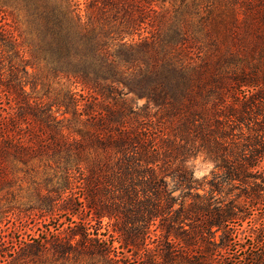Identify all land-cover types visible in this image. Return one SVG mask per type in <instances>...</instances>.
<instances>
[{"label":"trees","instance_id":"obj_1","mask_svg":"<svg viewBox=\"0 0 264 264\" xmlns=\"http://www.w3.org/2000/svg\"><path fill=\"white\" fill-rule=\"evenodd\" d=\"M257 214L264 0H0V264H264Z\"/></svg>","mask_w":264,"mask_h":264},{"label":"rangeland","instance_id":"obj_2","mask_svg":"<svg viewBox=\"0 0 264 264\" xmlns=\"http://www.w3.org/2000/svg\"><path fill=\"white\" fill-rule=\"evenodd\" d=\"M21 18H24L23 15L21 16ZM8 60H6L7 62ZM128 99H134V101L137 103V105L139 106H142L146 103V98H138L132 94L128 95L127 96ZM192 164L194 165V169H195V175H196V178H198L201 182V188L199 189V191L201 193H210L211 192V185H210V181L211 180H218L220 182H223L224 184V188H225V191H226V178H224V174H223V171L218 169L216 167V164L211 161L209 158H207L204 154L198 156L196 159H194L192 161ZM256 221L254 224H261L263 223L264 219L263 218H260L261 216L260 215H256ZM39 221V220H38ZM57 222L55 220H52L51 222H48V225L45 227L44 226V229H48V228H58V224H56ZM250 223H247V222H244L243 224V229H247V228H250ZM28 228V234H38V229L42 227L41 226H35L34 227V222L33 221H30L28 222L27 224ZM24 232L21 231V233H16L15 234V238L16 240L19 239V238H22L24 237V235H22V233Z\"/></svg>","mask_w":264,"mask_h":264}]
</instances>
